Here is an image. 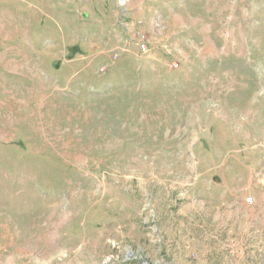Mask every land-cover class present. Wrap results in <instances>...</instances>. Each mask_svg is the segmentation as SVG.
Masks as SVG:
<instances>
[{
  "label": "rangeland",
  "instance_id": "374dc122",
  "mask_svg": "<svg viewBox=\"0 0 264 264\" xmlns=\"http://www.w3.org/2000/svg\"><path fill=\"white\" fill-rule=\"evenodd\" d=\"M79 51L0 86V264H264V0H0V62Z\"/></svg>",
  "mask_w": 264,
  "mask_h": 264
},
{
  "label": "crops",
  "instance_id": "0c3cea01",
  "mask_svg": "<svg viewBox=\"0 0 264 264\" xmlns=\"http://www.w3.org/2000/svg\"><path fill=\"white\" fill-rule=\"evenodd\" d=\"M72 45H74L73 43L70 45L64 46V48H69L71 49V47H73ZM21 51H25L22 49H20ZM30 51H32V56L37 54L38 49L36 48H31ZM38 55V54H37ZM46 62H44L45 64H47L49 61H54L53 56L48 55L46 56ZM86 56L82 55L79 51V53L73 55L72 57H70L66 62H64V66L63 67H58V65L54 68V70L52 69H45L46 71L41 70V74L39 73L40 70H35V68H33V64L35 62H33L31 65L29 66H25L23 71L21 72L20 67L16 66L17 62L19 64H21L23 61H16L15 62V69H11L13 68L10 65L6 64V61H2L0 62V66H2L4 69L2 71V73H0V76H2L3 78L0 79V86L1 85H7L8 83H23V84H29L32 88L29 89L25 86H23V88L28 89V93L31 94V96H33V92L38 93L39 92V85L44 84L42 86L43 89H46L45 92L47 93L48 89H50V93L51 91L54 89L53 86H49V85H56V87L58 88L59 92H63L64 90H74L76 89L78 92H81V89H83L82 91L84 92L86 86H87V78L86 76V72H87V66L88 63H85ZM32 59V58H31ZM33 61V60H32ZM37 61V60H36ZM26 62H28L26 60ZM82 62V63H81ZM68 70V72L65 70ZM41 69H43L41 67ZM38 71V74L36 73ZM7 75L8 77L6 78L5 75ZM34 75H37L36 77ZM85 75V76H84ZM91 75V74H90ZM93 76V80L96 81V76L95 73L92 74ZM9 78H11L12 82L9 81ZM77 81V82H74ZM48 86V87H47ZM33 87H35V89L33 90ZM72 88V89H71ZM43 92V90H42ZM53 94H55L54 92H52L51 94H49L50 96H53ZM48 95V96H49ZM38 96V95H37Z\"/></svg>",
  "mask_w": 264,
  "mask_h": 264
},
{
  "label": "built area",
  "instance_id": "2783aa9c",
  "mask_svg": "<svg viewBox=\"0 0 264 264\" xmlns=\"http://www.w3.org/2000/svg\"><path fill=\"white\" fill-rule=\"evenodd\" d=\"M139 37L141 38H143V36H141V35H139ZM139 46V49L141 50V51H145V44H144V42L143 41H141L140 40V43L138 44ZM175 69L177 68V65L176 64H173L172 65Z\"/></svg>",
  "mask_w": 264,
  "mask_h": 264
}]
</instances>
